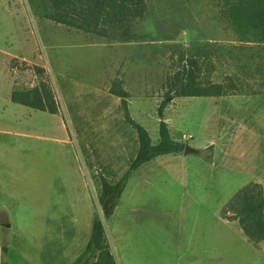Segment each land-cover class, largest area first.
<instances>
[{
    "label": "rangeland",
    "instance_id": "obj_1",
    "mask_svg": "<svg viewBox=\"0 0 264 264\" xmlns=\"http://www.w3.org/2000/svg\"><path fill=\"white\" fill-rule=\"evenodd\" d=\"M234 1L146 0L135 39L120 42L42 17L28 0H0V264H72L96 215L116 264H264V238L245 235L229 206L264 198V34L237 31ZM192 57L199 80L226 94L176 96L164 119L199 153L133 171L106 218L100 176L119 179L139 149L113 90L129 94L156 144L158 107L179 72L194 73ZM43 82L57 113L12 102Z\"/></svg>",
    "mask_w": 264,
    "mask_h": 264
},
{
    "label": "trees",
    "instance_id": "obj_2",
    "mask_svg": "<svg viewBox=\"0 0 264 264\" xmlns=\"http://www.w3.org/2000/svg\"><path fill=\"white\" fill-rule=\"evenodd\" d=\"M35 12L51 21L80 30L94 38L109 41L130 42L135 39V22L145 17L146 0H28ZM228 16L243 36L258 30V36L264 34V0H235L228 8ZM254 32V33H255ZM189 68L179 72L172 81L171 88L158 107L160 117L159 141L154 144L146 128L131 115L129 94L122 88L113 90L122 98V107L126 122L137 134L139 149L122 176L112 181L101 175L100 203L104 206L105 217H111L121 199L127 182L133 171L145 163L167 154H180L186 143L175 140L165 121V110L176 97H215L226 94L224 86L213 84L207 78L200 81L203 66L197 58L188 59ZM192 75L191 77L189 75ZM12 102L35 110L51 114L57 113V105L52 90L44 82L30 90H15L11 94ZM208 158L211 159V156ZM247 193V192H246ZM229 206L239 216L240 225L250 239L264 238V198L258 195L243 194L229 202ZM72 264H116L114 255L106 237L101 218L96 215L92 233L84 251Z\"/></svg>",
    "mask_w": 264,
    "mask_h": 264
},
{
    "label": "water",
    "instance_id": "obj_3",
    "mask_svg": "<svg viewBox=\"0 0 264 264\" xmlns=\"http://www.w3.org/2000/svg\"><path fill=\"white\" fill-rule=\"evenodd\" d=\"M191 76V74H190ZM198 154L199 153V150L190 146L189 144H186L185 146V150L183 152H181L180 154H183V155H188V154ZM175 155H178V154H175Z\"/></svg>",
    "mask_w": 264,
    "mask_h": 264
},
{
    "label": "crops",
    "instance_id": "obj_4",
    "mask_svg": "<svg viewBox=\"0 0 264 264\" xmlns=\"http://www.w3.org/2000/svg\"><path fill=\"white\" fill-rule=\"evenodd\" d=\"M15 104H16V103H15ZM18 105H19V104H18ZM5 207H6V206H5ZM6 208H7V207H6ZM8 225H10V224H8V222H7V226H8ZM0 237H1V236H0ZM0 242H1V241H0ZM4 247H5V246H4L3 244H2V245L0 244V252H2V250L4 249ZM0 255H1V253H0Z\"/></svg>",
    "mask_w": 264,
    "mask_h": 264
}]
</instances>
